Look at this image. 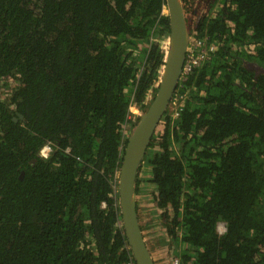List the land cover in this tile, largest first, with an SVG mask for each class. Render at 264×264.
<instances>
[{"label":"trees","instance_id":"obj_1","mask_svg":"<svg viewBox=\"0 0 264 264\" xmlns=\"http://www.w3.org/2000/svg\"><path fill=\"white\" fill-rule=\"evenodd\" d=\"M182 1L204 59L139 168L141 229L158 264H264V0ZM165 5L0 0V264L136 263L119 173L130 107L161 82Z\"/></svg>","mask_w":264,"mask_h":264},{"label":"water","instance_id":"obj_2","mask_svg":"<svg viewBox=\"0 0 264 264\" xmlns=\"http://www.w3.org/2000/svg\"><path fill=\"white\" fill-rule=\"evenodd\" d=\"M167 7L170 15V34L159 89L146 111L142 112L137 108L139 120L128 135L119 173L120 208L135 264H158L154 260L157 255L151 253L150 244H147L149 235L143 232L139 221L137 174L159 122L181 80L191 39L183 1L167 0Z\"/></svg>","mask_w":264,"mask_h":264},{"label":"built area","instance_id":"obj_3","mask_svg":"<svg viewBox=\"0 0 264 264\" xmlns=\"http://www.w3.org/2000/svg\"><path fill=\"white\" fill-rule=\"evenodd\" d=\"M167 6L165 5L164 6V9H163V13L164 14H166L167 13ZM195 43L198 45L199 43H201V41H195ZM204 59V56L202 55V54H196V53H194L193 51H190L189 49H188V52H187V57H186V61H185V64H184V66H183V71H182V77H184V76H186V75H188L191 71H193L194 70V68L195 67H197V66H199L200 65V63H201V61ZM170 108L175 112V115H179V109H180V107H179V102H177L175 99H174V101H173V99H172V101H171V103H170ZM137 111V107H135V106H131L130 107V114H129V117H131V115H132V113L133 112H136ZM47 145H49V144H47ZM51 146V145H50ZM51 148H52V146H51ZM52 152V151H51ZM51 154V153H50ZM50 154H49V156H50ZM221 228H224V229H226V224H224V223H219V225H218V231H219V233L221 234V232H220V229ZM226 231V230H225ZM224 231V232H225ZM223 232V233H224ZM222 233V234H223ZM129 264H135V263H133V262H130ZM172 264H184L183 262H182V260L179 258V257H173V259H172Z\"/></svg>","mask_w":264,"mask_h":264},{"label":"clouds","instance_id":"obj_4","mask_svg":"<svg viewBox=\"0 0 264 264\" xmlns=\"http://www.w3.org/2000/svg\"><path fill=\"white\" fill-rule=\"evenodd\" d=\"M166 6H167V5H166ZM167 10H168V7H167ZM172 99H173V98H172ZM171 101H172V100H171ZM170 103H171V102H170ZM169 106H170V104H169ZM51 151H52L51 146L46 144V145H44V146L41 148V150H40V152H39V155H40L43 159L47 160V159L49 158V154L51 153ZM68 151H70V149H65V154H67ZM225 230H226V229L221 228V229H220L221 234H222Z\"/></svg>","mask_w":264,"mask_h":264},{"label":"flooded vegetation","instance_id":"obj_5","mask_svg":"<svg viewBox=\"0 0 264 264\" xmlns=\"http://www.w3.org/2000/svg\"><path fill=\"white\" fill-rule=\"evenodd\" d=\"M165 250V255H168L170 253V251L168 250V248H164Z\"/></svg>","mask_w":264,"mask_h":264},{"label":"rangeland","instance_id":"obj_6","mask_svg":"<svg viewBox=\"0 0 264 264\" xmlns=\"http://www.w3.org/2000/svg\"><path fill=\"white\" fill-rule=\"evenodd\" d=\"M163 255L165 256V253Z\"/></svg>","mask_w":264,"mask_h":264}]
</instances>
